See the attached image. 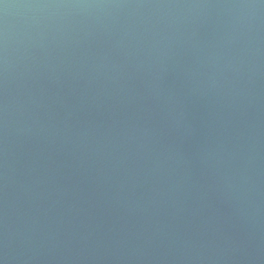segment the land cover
<instances>
[{
  "label": "water",
  "instance_id": "95a60500",
  "mask_svg": "<svg viewBox=\"0 0 264 264\" xmlns=\"http://www.w3.org/2000/svg\"><path fill=\"white\" fill-rule=\"evenodd\" d=\"M0 264H264V0H0Z\"/></svg>",
  "mask_w": 264,
  "mask_h": 264
}]
</instances>
